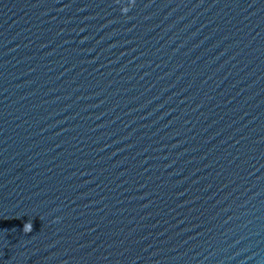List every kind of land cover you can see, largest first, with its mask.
Returning a JSON list of instances; mask_svg holds the SVG:
<instances>
[{
	"label": "water",
	"instance_id": "1",
	"mask_svg": "<svg viewBox=\"0 0 264 264\" xmlns=\"http://www.w3.org/2000/svg\"><path fill=\"white\" fill-rule=\"evenodd\" d=\"M0 129L156 264H264V0H0Z\"/></svg>",
	"mask_w": 264,
	"mask_h": 264
},
{
	"label": "clouds",
	"instance_id": "2",
	"mask_svg": "<svg viewBox=\"0 0 264 264\" xmlns=\"http://www.w3.org/2000/svg\"><path fill=\"white\" fill-rule=\"evenodd\" d=\"M128 10H129L128 8H123V9H122V11H123L124 13H127ZM31 230H32V224H31V222L26 223V224L24 225V232H25V233H28V232H31Z\"/></svg>",
	"mask_w": 264,
	"mask_h": 264
}]
</instances>
